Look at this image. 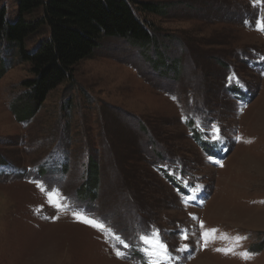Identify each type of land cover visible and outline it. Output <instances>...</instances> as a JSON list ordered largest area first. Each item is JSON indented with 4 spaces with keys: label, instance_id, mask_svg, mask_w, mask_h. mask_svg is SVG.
Returning a JSON list of instances; mask_svg holds the SVG:
<instances>
[{
    "label": "rangeland",
    "instance_id": "obj_1",
    "mask_svg": "<svg viewBox=\"0 0 264 264\" xmlns=\"http://www.w3.org/2000/svg\"><path fill=\"white\" fill-rule=\"evenodd\" d=\"M137 1L161 10L139 13L156 45L103 39L36 114L31 64L0 44V264H264V6ZM0 8L18 21V0ZM157 231L170 259L145 252L139 237Z\"/></svg>",
    "mask_w": 264,
    "mask_h": 264
},
{
    "label": "trees",
    "instance_id": "obj_2",
    "mask_svg": "<svg viewBox=\"0 0 264 264\" xmlns=\"http://www.w3.org/2000/svg\"><path fill=\"white\" fill-rule=\"evenodd\" d=\"M40 8L41 17L25 20L26 14ZM18 9L20 17L12 23L6 10L0 8V44L19 47L23 60L31 64L33 78L23 87L34 102L35 114L52 91L73 79L75 67L91 57L103 39H121L142 48L155 46L154 26L139 13H161L158 6L137 0H18ZM42 30L47 39L34 54H29L26 40ZM93 162V158L89 159V175L90 168L98 164ZM99 168L98 164L97 181Z\"/></svg>",
    "mask_w": 264,
    "mask_h": 264
},
{
    "label": "snow or ice",
    "instance_id": "obj_3",
    "mask_svg": "<svg viewBox=\"0 0 264 264\" xmlns=\"http://www.w3.org/2000/svg\"><path fill=\"white\" fill-rule=\"evenodd\" d=\"M259 3L260 5L264 6V0H254V5ZM258 30L260 31H264V20H258ZM235 78L234 75L233 77H231L230 79ZM219 128L216 125H212L211 126V139L214 141L219 142L222 138L219 135ZM239 139V137L237 138ZM209 159H211V157H209ZM38 187H41V185L39 183H37ZM41 190L44 191V188L41 187ZM198 190V187H197ZM50 195H49V203L53 204L54 207L57 208L58 211H62L63 210V204L60 202L63 198L59 196V193H56L57 196V200L53 201L52 200V195L51 193L53 192L52 189L48 190ZM191 199H195V197H191ZM76 216L77 219L81 220L82 222L91 225L92 227L98 228L100 230H105L104 229V225L98 223L95 219L93 218H89L86 217L84 215H81L79 213H75L74 214ZM53 219H58V217H53ZM193 219H196V217H193ZM201 228H203V222H201ZM216 229H211L208 231H204L201 234V239L204 241L203 246L206 247L208 242H209V237L214 235L216 233ZM187 235L184 236V239H187ZM117 239L119 240V237H117ZM139 239H141L145 245H149V248L145 249V252L147 255L152 256H158V257H162L164 259H170V255L168 253L167 247L164 243H162L159 239V233L157 232H152L150 235H145V236H140ZM245 239V237H241V236H237L235 237V240L237 243H239L241 240ZM125 248L128 247L127 244L123 245ZM188 247V245H184L180 250H186ZM153 249H155V251H153ZM216 251H223L225 254H228L230 252H233L234 249L233 248H226V249H216ZM116 255L117 257L123 258L124 257V253L121 252L119 249L116 250ZM243 256V258L247 259L249 258V253L244 252L241 254ZM153 264H157V262H153Z\"/></svg>",
    "mask_w": 264,
    "mask_h": 264
}]
</instances>
